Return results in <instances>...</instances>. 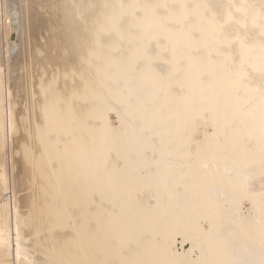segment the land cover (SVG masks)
<instances>
[{"label": "snow or ice", "instance_id": "1", "mask_svg": "<svg viewBox=\"0 0 264 264\" xmlns=\"http://www.w3.org/2000/svg\"><path fill=\"white\" fill-rule=\"evenodd\" d=\"M29 10L59 22L42 55L90 52L79 121L39 124L30 149L41 218L96 257L78 264H264V0Z\"/></svg>", "mask_w": 264, "mask_h": 264}, {"label": "bare ground", "instance_id": "2", "mask_svg": "<svg viewBox=\"0 0 264 264\" xmlns=\"http://www.w3.org/2000/svg\"><path fill=\"white\" fill-rule=\"evenodd\" d=\"M58 23L55 12L37 18L29 10V0H0V264H78L96 258L81 250L79 236L71 239L77 235L75 229L54 216L41 218L36 209L38 197L44 195L30 154L39 139L37 127L61 118L78 122L91 79L88 49L68 61L42 55ZM177 248L188 253L192 245ZM198 255L194 253L193 258ZM100 258L118 260L120 256L110 252Z\"/></svg>", "mask_w": 264, "mask_h": 264}]
</instances>
